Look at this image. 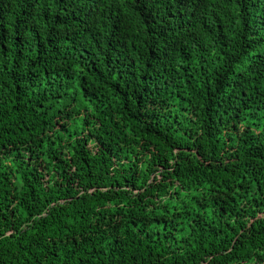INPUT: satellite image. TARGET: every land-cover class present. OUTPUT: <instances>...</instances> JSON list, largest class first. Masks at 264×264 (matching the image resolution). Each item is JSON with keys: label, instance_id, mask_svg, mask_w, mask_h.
I'll return each instance as SVG.
<instances>
[{"label": "trees", "instance_id": "1", "mask_svg": "<svg viewBox=\"0 0 264 264\" xmlns=\"http://www.w3.org/2000/svg\"><path fill=\"white\" fill-rule=\"evenodd\" d=\"M0 264H264V0H0Z\"/></svg>", "mask_w": 264, "mask_h": 264}]
</instances>
